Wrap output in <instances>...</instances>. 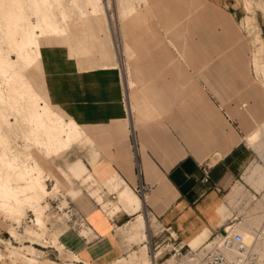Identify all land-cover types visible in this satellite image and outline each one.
Masks as SVG:
<instances>
[{
    "label": "crops",
    "instance_id": "0c3cea01",
    "mask_svg": "<svg viewBox=\"0 0 264 264\" xmlns=\"http://www.w3.org/2000/svg\"><path fill=\"white\" fill-rule=\"evenodd\" d=\"M144 6V9L141 6L144 19L127 30L125 41L131 56L124 72L117 66L88 69L83 65L85 68H81L77 58L45 64L51 99L77 126L86 130L87 137L79 142L83 140L89 147L77 146L74 142L69 156L57 155L56 161L35 148L33 153L47 175L63 178L61 168L84 184L93 176L94 181L104 182L112 191L109 193L105 187L98 196L94 195L96 189L89 194H76L73 185L61 194L75 198L89 226L82 232L88 236L87 240L74 232L64 238L76 253L72 258L81 260L80 264H114L125 256L127 244L117 231L136 215L153 218L151 222L158 226L157 230L170 228L192 246L210 239L214 232L228 226L234 216L230 217L227 210L232 192L242 186L243 167L253 159L255 149L258 150L247 142L246 136L256 125H264L261 89L246 78L238 91H226L224 77H214L208 71L209 57L194 50L208 43L206 32L210 21L225 28L226 21L231 19L229 12H220L215 2L210 5L202 0H149ZM150 9L157 15H147ZM255 19L247 15L243 21L251 34L256 27ZM259 39L263 37L257 31L253 36L256 46L253 65L258 57ZM111 62L115 61L111 59ZM258 130L250 134L249 140ZM81 133L83 136L85 132ZM69 161L72 162L67 165ZM205 161L212 165L209 183L202 182L200 165ZM72 179L69 185L74 183ZM214 184L222 190L217 191L212 187ZM142 186L149 188L145 194L137 191ZM124 188L136 196L124 199L123 206L118 204L111 209L112 200L105 199L117 198L121 203L120 198L125 194H118ZM244 190L245 187L241 194ZM45 201L46 198L41 202L42 218L47 207ZM118 208L122 210L110 215ZM2 214L0 211V239H7L4 227L7 222ZM148 219L145 220L147 228L151 226ZM40 224L42 228L46 223ZM11 229H15L17 236ZM42 229L33 231L43 236L27 233L25 241L46 239ZM7 233L18 241L22 238L14 226ZM55 235L59 234L54 232L51 243ZM11 241L8 244L12 245V252L8 257L13 264H17L14 258H23L28 264L58 263L59 256L53 249L25 244L18 247ZM59 246L62 251L60 242ZM25 247L30 249L21 251ZM148 249L140 257L136 256L135 264H152ZM40 250L45 254L42 261L38 258Z\"/></svg>",
    "mask_w": 264,
    "mask_h": 264
},
{
    "label": "rangeland",
    "instance_id": "374dc122",
    "mask_svg": "<svg viewBox=\"0 0 264 264\" xmlns=\"http://www.w3.org/2000/svg\"><path fill=\"white\" fill-rule=\"evenodd\" d=\"M124 1L125 0H121V2L120 0H89L90 3L88 6L90 12H92V10L97 12L96 9H101L107 13V25L109 24L107 28V34L109 33L108 37L114 41L117 51L114 55L109 52V56L111 55L115 61L113 62V67L117 66L123 72L128 66L127 61L131 56V49L125 41V39H127V30L135 28L136 25L131 27L130 25L135 22L139 23V18L140 21L144 19L141 6L144 9V4L149 0H135V2L134 0H131L132 2L128 0L129 4L133 3L137 7H133L129 4L122 5L121 3H124ZM202 1L208 2L210 5H213L215 2L217 5H219L216 7L217 10L220 12L228 11L229 13L226 14L231 19L230 22L226 21L225 28H222L221 25L217 26L216 23L210 21V26L208 25L209 31L206 32V39L208 43H202V47L198 46L194 48V50L200 53L202 52L203 55L209 57L208 71L210 74L214 73V77L217 75L219 77H224L222 82L225 84L224 89L226 91L228 90L230 93L238 91L241 87L239 85H241L242 82L244 83L246 78H250L261 89L264 98V0H227L226 2L224 0ZM0 3H2L0 4V8L2 5L4 8H7L9 6L10 0H0ZM177 9L180 10L179 7H177ZM63 10V7H61L60 11ZM236 10L238 12L237 15L235 14ZM27 14L31 16L30 19L33 26V31L30 34V38L33 39L34 43H32V46L37 50L39 56L41 71L39 73L28 71L26 49H24L26 52H24V59L21 61L22 58L20 57L18 51H15L13 46L4 42L0 43V60L10 59L17 62L15 63V70L12 69L11 73H18V75H15L17 81H15L16 79H14V75L9 77L0 73V91L2 90L0 92V97L3 96L2 98L5 102L4 106H0V115L3 116L0 117V155L3 150L7 148H13L12 150L14 152V154L7 156V158L5 157L3 160L0 156V179L3 180H0V182H8L7 184H9L13 193L9 199H4L2 196H0V206L8 215L14 216L18 222L21 221L20 223H17L13 217H6L4 211L0 210L3 213L2 215L4 216L5 221L7 222V224L4 225L7 239H3L5 243L0 242V248L7 257L3 259V253L0 250V259H3L0 261V264H13L11 258L8 257V255L12 252V245L8 244L10 240H12L11 242L18 247H23L25 244L33 245L39 249H53L52 251H55L59 258L58 263L54 262L52 264H60L61 262L65 263L66 258L72 259L73 253H75L74 250L66 245L64 238L70 235L72 232L77 233L78 236L84 238L82 232L85 229L72 226L70 227L69 225L62 223V220H57L56 217L52 216V214L57 212L58 206L68 207L69 205L70 207H75L77 210L82 212L75 203V198L69 196L62 197L58 194H64L63 191L73 188V185L76 190V194L80 192L81 194H83V192H87L89 194V192H92L94 189H96L97 191L94 195L98 196L103 194L105 187L108 188L109 193H112V191L107 185L104 184V182L99 183L98 181H94L93 176L89 177V184L86 183L87 181L85 182L86 184H84L80 179H74L73 176L70 177L69 172L62 170L61 168H59V170L61 171L62 175L64 174V176H62L63 178L58 175H47L45 171L46 169L33 153V148L37 149L45 157L56 161L58 159L57 155L64 153L62 155L63 157L69 156L68 152L70 149H72L74 142H77V146H83L84 148L89 147V144L85 143L83 140L79 142V139H82V137H87V132L78 123V126L75 123H71V117L65 112L67 114V117L65 116V121L70 123V125L73 126L71 128L75 130L72 138L73 141L66 145V147L68 146L67 148L64 147L61 150L56 151L47 145L37 142L39 131L36 127V121H33L34 117L31 111L26 109L24 110L23 106L29 99H32L35 106L39 108L41 106H45L47 100L51 99L46 86V77L44 74L45 64L47 62L76 59L78 54L80 56L94 55L97 58H102L104 55V45L101 46L100 43L96 42L91 43V45L88 47V50L83 49L79 53V48L75 50L77 46H74L69 42L70 35L59 33V29H57V27L54 28L55 24H52L53 26L46 25L48 20L45 14L44 18L47 22H45L44 19L39 21L36 15H33L31 11H28ZM147 15L156 16L157 14L155 13L154 9H150ZM247 15L256 17L254 20L256 27L253 34L249 33V30L244 26L243 23L244 18ZM231 22L233 24H231ZM247 22H249V18H247ZM257 31L260 32L263 39H259L260 48L258 49V57L255 59L253 65V58L256 49V46L253 44V36ZM100 34L101 37L105 38V32L101 31ZM198 34L197 38L199 40ZM89 35H93L92 31L89 32ZM198 44L200 45L201 43ZM258 77L263 82L260 81ZM223 90L219 92L221 93ZM47 95H49L48 99L46 98ZM13 96H15L17 99ZM14 102L17 105L19 103V105H13ZM56 105L59 106L58 104ZM62 124H64L65 127L67 126L66 123ZM30 126L32 129L31 132L29 131ZM257 129H261V133L259 135L260 138L258 137V143L260 144L259 147L261 149L263 147V149H260V151L264 153V125H256L247 134L246 140L254 147V145L249 140V136ZM80 130L85 132L83 136ZM255 150L257 153L254 155L253 159H251V161H249L243 167L242 186L235 188L232 192L233 198L227 210L229 211L230 217H232L233 214L234 216L229 220V224L227 225L234 224V226L239 229L243 235L246 234L245 232L247 230H249V233L251 232V234H253L254 239H252L253 241L248 244L249 251H251V253L254 255L258 264H264V167L262 169L261 166L264 165V163H262L263 161L260 154L258 153V150ZM12 161L13 163L11 165L10 163ZM71 162L72 161H69L67 165H69ZM257 169L260 174L257 172ZM53 178L54 180H52ZM114 178L118 179V176L116 175ZM48 179H51L52 182ZM71 179L74 183L70 182L69 185V180ZM253 184H256V187ZM243 187H245V190L241 194ZM125 188L118 194L120 196L121 193L125 194L124 198H120L121 203L117 201V198L105 199V201L112 200L111 204L113 206H110L111 209H113L114 206L118 204H122L123 206L124 199L130 200L136 196V193L130 191L129 189L125 190ZM240 194L241 196L238 197ZM137 196L139 195L137 194ZM45 198L48 200L50 207L46 213H44L42 218L43 207L41 202H43ZM67 201H69L68 204L66 203ZM32 209H34L37 214V223L39 224V222H41L40 225H44L46 223L45 227H42L43 229L28 223V218L35 215V212ZM121 210L122 209L118 208L117 210H114V212H110V215H114V213H117ZM224 210L225 209H223V211ZM233 211L234 213H232ZM146 218L148 219L147 216ZM146 218H144V216L142 218V216L139 217L136 215L133 220L129 221L128 225L118 229L117 232L119 237L125 241V244H127V253L125 256L119 257L114 264H135L136 256L140 257L146 251L147 247L149 248V257L151 259V255H153L154 252L162 249V247L168 243L167 230H163L164 228L157 230L158 226L151 222L153 218H150V220L148 219L151 223V226L147 228L145 221ZM11 226L16 227L18 232L21 234L22 238H20V241L13 239L11 235L7 233V230ZM240 226L242 227L240 228ZM41 229L44 230V237L48 241H50L54 232L58 233L59 238L57 235H55L53 238V243L60 247V242V244L63 245V250H59V252H57L54 246L50 245L51 243L44 241L45 239L42 240L43 243L41 240L32 241L30 239L25 241L27 239V233L32 235L35 233L33 230ZM251 229H253V233ZM11 232L14 236H17L15 229H11ZM36 235L39 237L43 236V234ZM206 241H209V239ZM8 245H10V247ZM197 246L198 244L194 247ZM25 249H30V247H25L21 251L25 252ZM39 255L43 257L45 254L44 252L39 251ZM14 259L17 264H28V262H26L23 258ZM34 264L38 263L35 262ZM43 264H50V262L43 261ZM68 264L76 263L71 261Z\"/></svg>",
    "mask_w": 264,
    "mask_h": 264
},
{
    "label": "bare ground",
    "instance_id": "6f19581e",
    "mask_svg": "<svg viewBox=\"0 0 264 264\" xmlns=\"http://www.w3.org/2000/svg\"><path fill=\"white\" fill-rule=\"evenodd\" d=\"M120 2H121V0H120ZM134 2H135V0H134ZM89 3H90L89 0H10L9 6L7 8H4L3 5L0 8V43L4 42V43H8L11 46H13L15 51L17 50L20 57L22 58L21 61L24 59L23 58L25 56L24 49H26V52H27L26 58L28 59V61H27L28 71L39 73L41 71V64H40V59H39L37 50L35 48H33V46H32V43H34V41H33V39L30 38V34L33 31L32 30L33 26L31 24V19H30L31 16H29V14H27V12L31 11L33 13V15H36V17L39 21L44 19L45 22H47L46 19L44 18V14H45V16L48 20L46 25L47 26H50V25L53 26L52 24H55L54 28L57 27V29H59L58 30L59 33H64V34L70 35L69 36L70 37L69 42L72 43L74 46H77L75 50H77V48H79V53L83 49L88 50V47H89V45H91V43L96 42V43H100L101 46L104 45L103 46L104 47L103 48L104 55L102 58H97L94 55H89V56H80L79 54H78V56L76 55L77 56L76 58L78 59L81 68H85V67L88 69H93L96 67H101L104 69L113 68V64L111 62V59H113V57L109 56V52L114 55V54H116L117 51H116V45H115L114 41H112L108 37L109 33L107 34V28L109 25V24L107 25L108 15L105 11H103L101 9H99V10L96 9L97 12H94L93 10H92V12H90L89 7H88ZM0 4H2V3H0ZM121 4L126 5V4H129V2H128V0H125L124 3H121ZM129 5H131L133 7H137L133 3H130ZM61 7H63V9H64L63 11H60ZM139 20H140V18H139ZM91 31L93 33L92 36L89 35V32H91ZM101 31L105 32V35L107 37L106 36H105V38L101 37L100 36ZM100 44H98V45H100ZM74 46H73V48H74ZM15 63H17V62L12 61L10 59L0 60V73L4 74L6 76H9V77L11 75H14V76L18 75L17 72L16 73L14 72V74L11 73L12 69L15 70L14 69ZM83 65H85V67ZM17 69H18V67H17ZM24 70H26V69H24ZM22 78H20V79H22ZM14 79H16L15 81H17L16 76ZM2 88H3V86H2ZM2 97L3 96L0 97V106H4V103H5L4 99ZM13 97H15V96H13ZM11 99H13V98H11ZM16 102H17V100H16ZM11 104H12V102H11ZM15 104L16 103L14 102L13 105H15ZM18 105H19V103H18ZM23 109L24 110L25 109L30 110L33 117H34L33 121L34 120L36 121L37 126L36 125L35 126L37 127V129L39 131L38 136H37V142L38 143L43 144V145H47L48 147L53 148L57 151V150H61L62 148L66 147V145L69 142L73 141L72 138H73V133L75 130L73 128H71L73 126H71L70 123H67L65 121V116L67 117V114L65 113V111L62 108L57 106L51 99L47 100V103L45 106H41L39 108L37 106H35L34 101L32 99H29L27 101V103L24 104ZM0 117H3V116L0 115ZM70 122L74 123V120L72 118H70ZM62 123H66L67 126L65 127L64 124H62ZM29 131L30 132L32 131L31 126H30ZM26 133H27V131H26ZM260 133H261V129H259L250 138L251 143L254 146L258 147L259 151L261 149L259 147L260 144L258 143L259 138H260L259 137ZM257 138H258V140H257ZM263 139H264V133H263ZM12 149L7 148V149L3 150V152L0 155L2 160L5 159V157L7 158V156L14 154ZM262 149H263V147H262ZM260 155H261V158L263 161L262 163H264V153H262L260 151ZM12 163H13V161L10 164L12 165ZM261 166L263 169L264 165H261ZM258 169H257V172H258ZM0 180H2V179H0ZM7 183H1L0 182V196H2L4 199H6V198L9 199L10 196L13 194L11 187ZM14 202H15V200H14ZM241 227L242 226H240V228ZM227 228L230 231H231V229L240 231L239 229H237L234 226V224L228 225ZM243 229H244V227H243ZM246 230H247V227H246ZM247 231H248V233H247ZM247 231L245 232L246 234L244 235V241L248 245L251 243V241H253L252 239H254V238H253V234H251V232L249 233V230H247ZM251 231L253 233V229H251ZM209 241H205V242L201 243L200 245H198L197 247H194L191 244H189V245L193 249H196V248L202 246L203 244L208 243ZM148 253H149V251H148ZM162 254L163 253L161 250L158 252H154L153 255H151L152 264H155L156 259L160 258Z\"/></svg>",
    "mask_w": 264,
    "mask_h": 264
},
{
    "label": "built area",
    "instance_id": "2783aa9c",
    "mask_svg": "<svg viewBox=\"0 0 264 264\" xmlns=\"http://www.w3.org/2000/svg\"><path fill=\"white\" fill-rule=\"evenodd\" d=\"M200 166L203 171L202 182L209 183L211 180L212 165L208 161H205L201 163ZM212 187L217 191L222 190L220 185L214 184ZM146 190H149V188L146 189L144 186L137 188V191L142 194H145ZM58 195L62 196L61 194ZM66 203L68 204L69 201ZM44 205H47L44 211V213H46L50 207L48 200L44 202ZM52 216L56 217L57 220H62V223L70 227L89 229L84 213L80 212L75 207H70L69 205L68 207L58 206L57 212L52 214ZM36 217V214L30 216L27 221L31 223V225L40 227L37 224ZM163 230H167L168 232V243L163 246L162 249L158 250H162L163 254L160 258L156 259L155 264H258L256 258L251 251H249V247L244 241L243 233L234 229L230 231L227 226L214 232L210 236V241L208 243L196 249H193L189 243L183 242L174 231L170 230V228H164ZM83 237L86 240L88 239L86 235H83ZM44 241L51 243L52 239H50V241L45 239ZM0 242L5 243L3 239H0ZM50 245L54 246L56 251L59 252V249L55 247L53 243ZM74 255H76V253H73V256ZM38 258L42 261L41 256ZM65 261V263L61 262L60 264H68L71 261L77 264L81 263V260L76 261L73 258H66Z\"/></svg>",
    "mask_w": 264,
    "mask_h": 264
},
{
    "label": "water",
    "instance_id": "95a60500",
    "mask_svg": "<svg viewBox=\"0 0 264 264\" xmlns=\"http://www.w3.org/2000/svg\"><path fill=\"white\" fill-rule=\"evenodd\" d=\"M225 232V231H224Z\"/></svg>",
    "mask_w": 264,
    "mask_h": 264
}]
</instances>
